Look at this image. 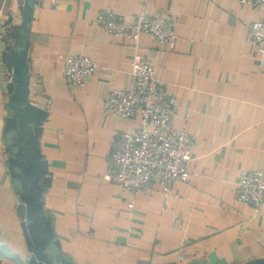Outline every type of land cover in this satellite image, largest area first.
<instances>
[{"label":"crops","instance_id":"0c3cea01","mask_svg":"<svg viewBox=\"0 0 264 264\" xmlns=\"http://www.w3.org/2000/svg\"><path fill=\"white\" fill-rule=\"evenodd\" d=\"M26 0H0V253L2 264H29L20 213L21 183L10 169L8 84L4 56L14 53ZM116 12L129 21L146 12L176 18L171 46L142 34L109 33L96 18ZM264 11L239 0H35L23 60L28 100L47 114L36 149L51 184L44 211L55 247L73 264H245L264 257V206L239 199L243 170L264 169V50L251 23ZM106 65L79 89L64 74L68 54ZM138 52L158 67L176 98L175 127L197 136L189 180L165 193L155 182L133 193L105 178L114 139L139 119L111 115L104 98L131 83Z\"/></svg>","mask_w":264,"mask_h":264},{"label":"built area","instance_id":"2783aa9c","mask_svg":"<svg viewBox=\"0 0 264 264\" xmlns=\"http://www.w3.org/2000/svg\"><path fill=\"white\" fill-rule=\"evenodd\" d=\"M239 1L264 11V0ZM96 20L111 34L132 38L136 50L142 34L171 46L178 40L176 18L169 13L140 12L126 21L116 12L102 11ZM251 40L264 50V16L251 23ZM131 64L129 87L108 91L104 107L111 115L139 121L130 131L117 133L105 178L133 193L148 191L157 182L168 193L176 181L189 180L197 136L174 126L176 98L158 78L157 65L138 52ZM106 68L84 53L73 52L65 59L64 74L69 86L79 89L98 69ZM238 184L239 199L259 212L264 206V169L243 170ZM2 235L1 230L0 239ZM3 260L0 253V264Z\"/></svg>","mask_w":264,"mask_h":264},{"label":"water","instance_id":"95a60500","mask_svg":"<svg viewBox=\"0 0 264 264\" xmlns=\"http://www.w3.org/2000/svg\"><path fill=\"white\" fill-rule=\"evenodd\" d=\"M35 0H26L23 22L14 53H5L7 64L13 68L10 108L15 114L7 120V150L10 169L21 183L19 211L26 218L25 235L32 255L29 264H73L67 254L54 245L52 218L44 211L43 192L51 184L44 157L36 149V137L46 115L28 100L27 64L23 60L29 18ZM245 264H264V257Z\"/></svg>","mask_w":264,"mask_h":264}]
</instances>
